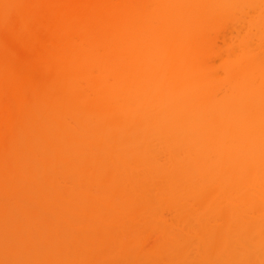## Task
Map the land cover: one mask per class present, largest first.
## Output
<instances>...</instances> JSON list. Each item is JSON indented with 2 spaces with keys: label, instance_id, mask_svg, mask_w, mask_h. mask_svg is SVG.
Listing matches in <instances>:
<instances>
[{
  "label": "bare ground",
  "instance_id": "obj_1",
  "mask_svg": "<svg viewBox=\"0 0 264 264\" xmlns=\"http://www.w3.org/2000/svg\"><path fill=\"white\" fill-rule=\"evenodd\" d=\"M0 264H264V0H0Z\"/></svg>",
  "mask_w": 264,
  "mask_h": 264
}]
</instances>
